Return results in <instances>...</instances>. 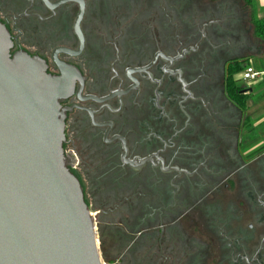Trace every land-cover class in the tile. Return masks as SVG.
I'll return each instance as SVG.
<instances>
[{"label": "flooded vegetation", "instance_id": "flooded-vegetation-1", "mask_svg": "<svg viewBox=\"0 0 264 264\" xmlns=\"http://www.w3.org/2000/svg\"><path fill=\"white\" fill-rule=\"evenodd\" d=\"M223 3L0 0L12 52L71 73L64 147L82 185H108L133 264H264V142L227 95L244 54Z\"/></svg>", "mask_w": 264, "mask_h": 264}, {"label": "water", "instance_id": "water-1", "mask_svg": "<svg viewBox=\"0 0 264 264\" xmlns=\"http://www.w3.org/2000/svg\"><path fill=\"white\" fill-rule=\"evenodd\" d=\"M12 48L0 20V264H108L64 147L71 73Z\"/></svg>", "mask_w": 264, "mask_h": 264}, {"label": "rangeland", "instance_id": "rangeland-1", "mask_svg": "<svg viewBox=\"0 0 264 264\" xmlns=\"http://www.w3.org/2000/svg\"><path fill=\"white\" fill-rule=\"evenodd\" d=\"M262 4H264V0H256L259 17H264V7H262ZM224 5L230 15L228 21H232L233 23L236 22V25L239 28L238 30H241L240 38H242V42L238 43L239 48L237 49H240V53L244 54L241 58L247 59L242 63L244 64L247 62L248 64H254L255 61L264 59V42L254 36L251 19L247 13V9L243 7V2L241 0H226ZM241 49H243V51ZM241 73L242 72L239 71L235 74L239 85H241L242 89L245 91L253 89V91H251V96L245 95L247 100L246 107L241 108L243 109L244 114H247L248 118L253 120L256 126L259 125L255 131V136H251L248 139L254 143L258 142L259 145H261V143L264 142V77L260 83H244L243 80H240ZM84 186L91 204V209L95 213L98 237L100 239L101 246L103 248V242L109 257L114 260L112 264H133L136 259L142 260V252L132 254L131 252H127L129 249H125L126 247H123V238L118 235V230L115 226L116 224L115 222L113 223L116 219L115 215L106 214V211L110 208V205L108 206V204L111 201L107 198V194H105L108 185ZM100 209L105 212L99 213ZM117 212H121V210ZM123 212L125 213V210H123ZM140 228H142V221H139L138 223L136 222L135 225H133V229L135 231ZM130 237L132 238V236Z\"/></svg>", "mask_w": 264, "mask_h": 264}, {"label": "trees", "instance_id": "trees-1", "mask_svg": "<svg viewBox=\"0 0 264 264\" xmlns=\"http://www.w3.org/2000/svg\"><path fill=\"white\" fill-rule=\"evenodd\" d=\"M243 2V7L247 9V13L250 16L252 27H253V34L255 37H257L259 40L264 42V17L258 16V8L256 5V0H241ZM245 58H236L232 63H230V73L231 76L229 77L228 84H227V95L228 97L233 100L236 104L241 106L242 108L246 107L247 100L245 96H240L239 94V83L233 78V75L235 73L243 72L247 67L254 66V64H248L244 62ZM259 71L264 70V61L256 67ZM103 245V255L105 260L108 262V264H112L114 262L113 258H110L108 253L106 252L105 245ZM141 260L137 261L136 263H139Z\"/></svg>", "mask_w": 264, "mask_h": 264}, {"label": "built area", "instance_id": "built-area-1", "mask_svg": "<svg viewBox=\"0 0 264 264\" xmlns=\"http://www.w3.org/2000/svg\"><path fill=\"white\" fill-rule=\"evenodd\" d=\"M264 74L262 71H258L253 65L247 67L242 73L241 78L246 83L255 82L258 80L259 76Z\"/></svg>", "mask_w": 264, "mask_h": 264}, {"label": "crops", "instance_id": "crops-1", "mask_svg": "<svg viewBox=\"0 0 264 264\" xmlns=\"http://www.w3.org/2000/svg\"><path fill=\"white\" fill-rule=\"evenodd\" d=\"M262 7H264V4H262ZM263 60L264 59H262V60H258V61H255L254 63H255V65H254V67L256 68L258 65H260L262 62H263ZM257 69V68H256ZM258 70V69H257ZM259 71V70H258ZM262 72H264V70L262 71ZM264 77V74H261L260 76H259V78H258V80L257 81H255L254 83H260V82H262L261 80H262V78ZM264 98V97H263Z\"/></svg>", "mask_w": 264, "mask_h": 264}]
</instances>
